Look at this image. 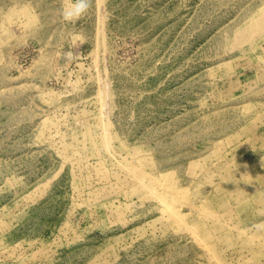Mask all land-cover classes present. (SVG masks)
I'll return each mask as SVG.
<instances>
[{
  "label": "rangeland",
  "instance_id": "rangeland-1",
  "mask_svg": "<svg viewBox=\"0 0 264 264\" xmlns=\"http://www.w3.org/2000/svg\"><path fill=\"white\" fill-rule=\"evenodd\" d=\"M66 2L0 0V264H264V0Z\"/></svg>",
  "mask_w": 264,
  "mask_h": 264
},
{
  "label": "clouds",
  "instance_id": "clouds-1",
  "mask_svg": "<svg viewBox=\"0 0 264 264\" xmlns=\"http://www.w3.org/2000/svg\"><path fill=\"white\" fill-rule=\"evenodd\" d=\"M91 7V0H67L60 9V15L66 22H73L83 17Z\"/></svg>",
  "mask_w": 264,
  "mask_h": 264
},
{
  "label": "bare ground",
  "instance_id": "bare-ground-1",
  "mask_svg": "<svg viewBox=\"0 0 264 264\" xmlns=\"http://www.w3.org/2000/svg\"><path fill=\"white\" fill-rule=\"evenodd\" d=\"M149 181L155 182V180H153L152 178H149ZM160 187L163 192H166L170 195H175V193L177 192V190H175L172 186L167 184H160Z\"/></svg>",
  "mask_w": 264,
  "mask_h": 264
}]
</instances>
